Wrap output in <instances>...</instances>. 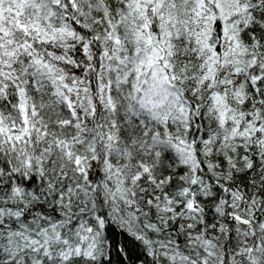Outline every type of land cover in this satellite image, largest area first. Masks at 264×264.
I'll return each mask as SVG.
<instances>
[{"label":"snow or ice","instance_id":"snow-or-ice-1","mask_svg":"<svg viewBox=\"0 0 264 264\" xmlns=\"http://www.w3.org/2000/svg\"><path fill=\"white\" fill-rule=\"evenodd\" d=\"M0 264H264V0H0Z\"/></svg>","mask_w":264,"mask_h":264}]
</instances>
